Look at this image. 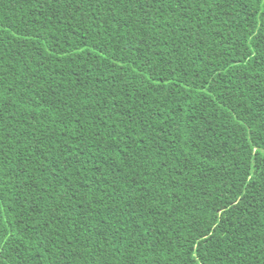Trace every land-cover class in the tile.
<instances>
[{"label":"trees","instance_id":"16d2710c","mask_svg":"<svg viewBox=\"0 0 264 264\" xmlns=\"http://www.w3.org/2000/svg\"><path fill=\"white\" fill-rule=\"evenodd\" d=\"M0 264H264V0H0Z\"/></svg>","mask_w":264,"mask_h":264}]
</instances>
